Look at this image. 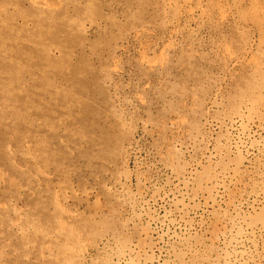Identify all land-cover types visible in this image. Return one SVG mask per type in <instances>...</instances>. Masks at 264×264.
I'll return each instance as SVG.
<instances>
[{"label": "rangeland", "instance_id": "obj_1", "mask_svg": "<svg viewBox=\"0 0 264 264\" xmlns=\"http://www.w3.org/2000/svg\"><path fill=\"white\" fill-rule=\"evenodd\" d=\"M0 264H264V0H0Z\"/></svg>", "mask_w": 264, "mask_h": 264}, {"label": "bare ground", "instance_id": "obj_2", "mask_svg": "<svg viewBox=\"0 0 264 264\" xmlns=\"http://www.w3.org/2000/svg\"><path fill=\"white\" fill-rule=\"evenodd\" d=\"M236 124V123H235ZM234 127V126H233ZM234 129H235V127H234ZM239 129V128H238ZM236 131V130H235ZM242 144V143H241ZM243 145V144H242ZM244 145H245V143H244ZM244 148V147H243ZM240 244H241V241L240 240H236V241H234V243L233 244H231V247L232 248H239V246H240ZM119 259V258H118Z\"/></svg>", "mask_w": 264, "mask_h": 264}]
</instances>
